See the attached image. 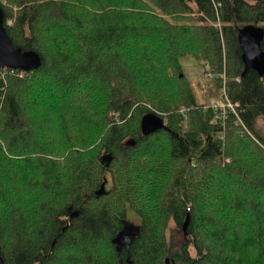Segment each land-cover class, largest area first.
<instances>
[{"label": "trees", "instance_id": "obj_1", "mask_svg": "<svg viewBox=\"0 0 264 264\" xmlns=\"http://www.w3.org/2000/svg\"><path fill=\"white\" fill-rule=\"evenodd\" d=\"M219 2L0 0L14 45L42 57L38 69H8L0 81L4 264H264V75L241 48L246 27L264 32V0ZM187 57L221 86L225 74L260 144L232 111L223 121L198 105ZM50 83L55 93L41 99ZM148 104L165 113L166 129L143 133ZM129 209L141 223L119 251ZM188 215L174 248L169 224L184 232Z\"/></svg>", "mask_w": 264, "mask_h": 264}, {"label": "water", "instance_id": "obj_2", "mask_svg": "<svg viewBox=\"0 0 264 264\" xmlns=\"http://www.w3.org/2000/svg\"><path fill=\"white\" fill-rule=\"evenodd\" d=\"M263 30L257 26H248L241 36L242 58L247 67L256 70L260 75H264V50L261 46L263 39ZM42 65V57L37 51H24L21 47H16L8 34L5 26V13L0 4V69L12 68L24 70L26 72L38 69ZM141 127L144 134L154 133L160 129H166L165 120L156 113L146 114L141 121ZM128 145H135V139H129ZM113 160L111 154L103 156V163L108 167ZM105 185L99 193L104 191ZM190 222V216L184 222V233L187 235V228ZM136 227L131 230H122L115 241L119 251L123 247L130 248L135 237ZM130 260V258H129ZM0 264H4V259L0 254Z\"/></svg>", "mask_w": 264, "mask_h": 264}, {"label": "rangeland", "instance_id": "obj_3", "mask_svg": "<svg viewBox=\"0 0 264 264\" xmlns=\"http://www.w3.org/2000/svg\"><path fill=\"white\" fill-rule=\"evenodd\" d=\"M4 3H6L4 1ZM203 16L204 14L201 13ZM194 17H197L199 14L193 13L192 14ZM206 18V22L208 24H211L212 26L221 29L223 24L222 21L220 20H213L208 18L207 16H205ZM11 22V21H10ZM220 22V23H219ZM184 68H185V72L186 75L190 81V85L192 86L194 93L196 95V99H197V103L199 106H202L204 109H210V107H214L213 105L218 104L219 109H217L218 111V116L221 117V114L224 110L225 113H228L231 111V108L228 107V103L229 101L233 102L231 100V98L229 97L228 93H227V89H226V76L225 74H223V81H222V86L219 84V81L216 80V76L213 72L211 71H206V68L203 66V64L193 58V57H187L184 60ZM8 73H10V71L7 68H2L0 69V81L7 82V77H8ZM52 83H55V81H52ZM52 84L50 83L48 86L49 88L46 90H41V91H37L36 94L39 95V97H41V99H45L47 97V95L51 94V92L53 91V93H55V90L52 88L51 86ZM56 97H57V101H60L62 99H66L68 98V95L66 94V92L63 93H56ZM45 100H49V99H45ZM149 106H151L150 104H148ZM222 105V106H220ZM222 107H226V108H222ZM153 112H158L161 114L162 117L166 116L165 113H161L160 111H157L155 109H153V107H150ZM180 112L183 116V121L185 126H188L190 123V108H185L182 107L180 109ZM188 113V119H185L184 113ZM157 113V114H158ZM115 114V119L118 120L119 119V115ZM113 113L111 115H114ZM163 114V115H162ZM221 119L223 121H225V117L224 119L221 117ZM258 127H259V131H261L262 134H264V118H261L258 122ZM250 132V137L257 142L258 144L259 141L257 140V138L255 137V135ZM261 147H263L262 145H260ZM264 148V147H263ZM227 161V160H226ZM111 185H110V176L107 175V179H106V189H110ZM128 215H129V221H131V228L135 227V224H139L141 223V218L138 216V214H136L133 210L129 209L128 210ZM168 237L170 239V241L173 242L174 248H177L178 246H180V244L184 241V232L180 229L177 228L176 223L172 220L169 224V228H168Z\"/></svg>", "mask_w": 264, "mask_h": 264}, {"label": "built area", "instance_id": "obj_4", "mask_svg": "<svg viewBox=\"0 0 264 264\" xmlns=\"http://www.w3.org/2000/svg\"><path fill=\"white\" fill-rule=\"evenodd\" d=\"M213 1V3L216 5V7H218L219 5H220V2H219V0H212ZM218 20H220V18H218ZM220 23V22H219ZM7 69H11V71L12 72H14V71H16V70H19V69H12V68H7ZM21 72H20V76H23V74H24V72H26V71H24V70H20ZM228 105V107H230L231 108V111L234 113V115L236 116V125H239V126H242V128L244 129V131H246V132H248V133H250V131H249V129H248V127L245 125V123H244V121L242 120V118H241V116H240V114H239V111L237 110V106H238V104H235L234 102H231V101H229V103L227 104ZM214 106V108L215 109H219V105L218 104H216V105H213ZM220 106H222V105H220ZM222 108H226V107H222ZM157 114V113H156ZM188 113L186 112V113H184V116H185V119L187 120L188 119ZM228 115H227V113H225L224 112V110H223V112H222V114H221V117L224 119V117H225V119H226V117H227Z\"/></svg>", "mask_w": 264, "mask_h": 264}, {"label": "flooded vegetation", "instance_id": "obj_5", "mask_svg": "<svg viewBox=\"0 0 264 264\" xmlns=\"http://www.w3.org/2000/svg\"><path fill=\"white\" fill-rule=\"evenodd\" d=\"M125 229H127V230H131V224H127L126 226H125Z\"/></svg>", "mask_w": 264, "mask_h": 264}]
</instances>
